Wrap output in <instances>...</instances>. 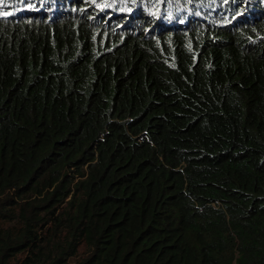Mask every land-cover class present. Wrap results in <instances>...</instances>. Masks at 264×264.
Instances as JSON below:
<instances>
[{"label": "trees", "instance_id": "1", "mask_svg": "<svg viewBox=\"0 0 264 264\" xmlns=\"http://www.w3.org/2000/svg\"><path fill=\"white\" fill-rule=\"evenodd\" d=\"M264 264V0H0V264Z\"/></svg>", "mask_w": 264, "mask_h": 264}, {"label": "rangeland", "instance_id": "2", "mask_svg": "<svg viewBox=\"0 0 264 264\" xmlns=\"http://www.w3.org/2000/svg\"><path fill=\"white\" fill-rule=\"evenodd\" d=\"M73 261H74V259H72V260L69 262V264H73Z\"/></svg>", "mask_w": 264, "mask_h": 264}]
</instances>
